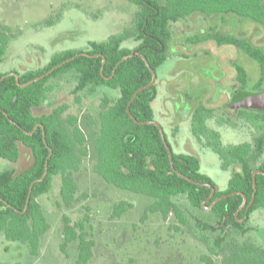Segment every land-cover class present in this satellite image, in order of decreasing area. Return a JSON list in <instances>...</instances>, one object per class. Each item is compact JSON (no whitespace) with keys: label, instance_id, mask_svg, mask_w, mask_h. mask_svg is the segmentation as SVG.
I'll return each instance as SVG.
<instances>
[{"label":"trees","instance_id":"obj_1","mask_svg":"<svg viewBox=\"0 0 264 264\" xmlns=\"http://www.w3.org/2000/svg\"><path fill=\"white\" fill-rule=\"evenodd\" d=\"M127 1L137 10L132 24L122 32L105 42L90 43L87 50L57 53L44 67L22 73L13 71L20 74L21 84L44 78L22 87L15 76L1 81L8 73H0V157L19 163L23 152L27 151L32 158L31 165L24 170L0 174V232L7 240L26 245L30 254L38 257L42 239L52 228L38 198L51 192L56 179H59L60 197L66 208L87 198V194L80 192L76 173L88 158L93 171L107 184L150 199L142 221L150 215H160L166 221L173 215L221 264H264V247L252 241L253 229L249 226V217L254 211L264 212V174L256 175L255 198L253 177L257 170L264 172V110L239 111V119L253 127L256 134L251 142L230 146H224L220 133L208 125L215 117L214 109L202 106L193 114L195 138L219 155L222 169L233 172L228 189L217 191L216 198L233 195L214 206L210 211L211 220L202 215L194 217L190 210L202 213L211 189L180 177L172 169L160 129L153 124H138L130 116L131 113L139 122L154 120L152 104L156 85L138 94L129 113L135 92L151 83L153 76L140 56L122 61L138 51L157 70L167 61L174 24L198 13L206 17L221 16L222 22L228 18L240 23L252 22L264 30V0ZM52 23L53 20H49L46 25ZM217 30L211 28L203 35L188 39L187 43L213 41L219 46H237L259 65L260 74L253 91L264 90V48ZM16 37L9 28L0 25V64ZM128 41L137 42L138 46L123 47ZM82 53L90 56L79 55ZM52 69L54 71L46 75ZM237 78L246 90L249 76L242 66L237 68ZM67 85L71 87L69 96L76 105L102 88L117 91L118 96L102 98L98 118L87 113L76 116L67 114L71 109L68 101L52 99ZM46 106L49 113L34 114L35 108ZM173 162L174 168L185 176L215 186L211 178L201 172L198 157L174 153ZM46 171V177L36 182ZM243 195L248 202L237 216L244 203ZM130 206L129 202L121 201L114 206L112 216H122ZM246 215L247 219L240 222ZM62 221V253L70 257L67 247L77 243L74 264H90L96 247L89 232L90 216L86 214L73 222L64 214ZM201 259L213 264L210 256L204 255Z\"/></svg>","mask_w":264,"mask_h":264},{"label":"rangeland","instance_id":"obj_2","mask_svg":"<svg viewBox=\"0 0 264 264\" xmlns=\"http://www.w3.org/2000/svg\"><path fill=\"white\" fill-rule=\"evenodd\" d=\"M136 10L137 7L127 0H0V25L17 35L8 46L0 73H22L44 67L57 53L87 50L92 42H105L132 24ZM220 18L198 13L174 24L167 61L156 70L157 93L152 107L154 120L163 128L173 153L198 157L201 172L210 177L220 191H226L233 172L222 169L219 155L195 138L187 112L188 103L201 101L215 110V117L208 125L220 133L224 146L251 142L256 130L238 115L230 114V86L236 84L237 75L232 63L238 61L246 69L250 79L246 92L250 93L254 92L259 68L255 61L234 47L219 46L213 41L197 45L187 42L216 27L224 35L232 34L264 47V30L252 22L240 23L229 18L222 22ZM49 20H53L52 25H46ZM137 46L134 41L123 45L129 49ZM70 89L69 85L65 86L52 99L68 101L71 109L67 114L76 116L87 113L98 118L102 98L118 96L117 91L102 88L81 105H76L69 96ZM47 113V106L34 109L35 115ZM31 163L27 151L23 152L19 163L0 157V174L24 170ZM76 180L80 192L88 197L72 208L62 203L59 179L55 180L49 194L38 198L52 225L42 239L40 255L33 257L26 245L7 240L0 232V264H74L77 243L67 247L70 257L60 249L64 214L73 222L86 214L90 216L89 232L96 242L90 264H206L201 259L204 255L210 256L213 264H221L173 215L166 221L160 215H150L142 221L150 199L107 184L93 171L88 158L76 173ZM121 201L131 206L122 216L113 217L114 206ZM203 210L202 213L194 209L190 212L194 217L202 215L211 220L212 208ZM249 226L253 229L252 241L264 247L262 210L250 215Z\"/></svg>","mask_w":264,"mask_h":264},{"label":"water","instance_id":"obj_3","mask_svg":"<svg viewBox=\"0 0 264 264\" xmlns=\"http://www.w3.org/2000/svg\"><path fill=\"white\" fill-rule=\"evenodd\" d=\"M79 55H87V56H90V55H88L87 53H82V54H79ZM135 56H140V57L143 58V60L145 61L147 67L149 68V70H150L151 73H152L153 79H152V82H151V83H149L148 85H146V86L140 88L139 90H137V92H135V94H134V96H133V98H132V100H131V102H130V104H129V107H128V112H129V113H130V105H131V103L135 100V98L138 96V94H139L142 90H144V89H148V88L154 87V86L156 85V82H157V74H156V70L153 69V68L151 67V65H150V63L148 62L147 58H146L145 56H143L142 54H140L138 51H134L133 53H131V54H129L128 56L124 57L122 61H124V60H126V59H128V58H131V57H135ZM104 63H105V61H104ZM62 65H63V64H62ZM60 66H61V65H60ZM53 71H54V69H52V70H51L48 74H46V75H49V74L52 73ZM9 76H15L16 79H17L18 84H19L20 86H22V87H26V86L30 85L31 83H33V82H35V81H38L39 79L45 77V76H42V77L37 78V79H35V80L31 81V82H28V83H26V84H21V83H20V74H19V73H15V72H11V73H8V74L4 75V76L2 77V79H1V81H3L4 79H6V78L9 77ZM1 81H0V83H1ZM230 107H231V108H250V109H254V110H264V91L253 92V93H250V92H242V93L238 94V95L234 98V100H233V102L231 103ZM130 116H131V117L135 120V122L138 123V124H141V125H145V124H153V125H156V126L160 129V132H161V135H162V138H163V142H164V144H165V146H166V148H167V150H168L172 169H173V170H174V171H175L180 177H182V178H184V179H186V180H188V181H190V182H192V183H195V184L200 185V186H207V187L211 188V189H212V194H211L210 197H211V198L214 197V194H215V187H214L212 184L199 183V182H197V181H195V180H193V179H191V178L185 176L184 174L180 173L179 171H177V170L174 168V162H173V155H174V153H173V150H172V148H171V145L169 144V142H168V140H167V137H166V135H165V133H164V130H163V128L161 127V125H160L159 123H157L155 120L147 121V122H139V121H137V120L133 117V115H131V113H130ZM39 126H42V125H39ZM30 134H32V133H30ZM44 137H45V132H44ZM257 174H264V172H263V171H260V170H257V171H255L254 174H253V177H254V189H255L254 198H255V195H256V192H257V184H256V175H257ZM46 175H47V171H46L44 177L41 178V179L36 180V182L42 181V180L46 177ZM33 185H34V184H33ZM237 194H241V193H240V192H237ZM231 195H233V194L225 195V196H223V197L217 199L211 207H213V206H214L219 200H221V199H223V198H226V197H228V196H231ZM243 196H244V203H243L242 206L239 208V210H238V212H237V214H236L237 216L239 215L240 211L246 206V204H247V202H248L247 197H246L245 195H243ZM29 201H30V197L28 198V203H29ZM253 201H254V199H253ZM253 201L251 202L250 206L252 205ZM250 206L248 207V210H249ZM27 207H28V204H27ZM211 207H207V206H206V202H205L204 205H203V208H204V209H210ZM247 217H248V216L246 215L245 218L242 219V220H240V221H241V222L245 221V220L247 219Z\"/></svg>","mask_w":264,"mask_h":264},{"label":"flooded vegetation","instance_id":"obj_4","mask_svg":"<svg viewBox=\"0 0 264 264\" xmlns=\"http://www.w3.org/2000/svg\"><path fill=\"white\" fill-rule=\"evenodd\" d=\"M234 36V35H233ZM237 38V37H236ZM206 43V42H205ZM171 45V44H170ZM226 46H231V47H234V48H236L238 51H240L239 49H238V47L237 46H235V45H226ZM255 46H258V47H262V46H259V45H255ZM264 48V47H263ZM242 52V51H241ZM243 53V52H242ZM245 56H247L245 53H243ZM247 57H249V56H247ZM251 60H253V61H255L254 59H252L251 57H249ZM256 62V61H255ZM257 63V62H256ZM209 65V64H208ZM208 65H206V66H208ZM232 65H233V67L235 68V71H236V73H237V68H238V66H242L238 61H235V62H233L232 63ZM257 65H258V63H257ZM243 68H244V66H242ZM258 68H259V65H258ZM245 69V68H244ZM223 71H225L224 70V67H223V69H222ZM259 72H260V68H259ZM218 73V72H217ZM249 78H248V85H249ZM256 84V83H255ZM230 89H231V92H230V103H232L233 102V100H234V98L238 95V94H240V93H242V92H246V90H243V88H242V86H241V84L239 83V81H238V78H237V75H236V84H232L231 86H230ZM262 91H264V90H262ZM257 92H260V91H257ZM189 100V99H188ZM188 106H189V109L187 110V112H188V114L190 115V117H191V120H192V117H193V114L198 110V109H200V107H202V106H204V107H207V108H209L208 106H206V105H204L201 101L199 102V101H190V103H188ZM212 109V108H211ZM243 109H245V110H249L250 108H232L231 110H232V113H230L231 115L232 114H236L235 116L237 117V115H238V118H239V111L240 110H243ZM230 110V109H229ZM250 110H253V109H250ZM229 114V115H230ZM235 117V118H236ZM238 120V119H237ZM215 187V194H214V197L213 198H209V199H207L206 200V203L207 204H210L209 206H207V207H211L213 204H214V202L217 200V199H219V198H221V197H223V196H221V197H219V198H216V192L217 191H220L217 187H216V185L214 186ZM209 188V187H208ZM211 189V188H210ZM211 194H212V189H211ZM211 196V195H210ZM223 199H225V198H223ZM223 199H221V200H223ZM221 200H219L218 202H220ZM217 202V203H218ZM216 203V204H217ZM215 204V205H216ZM214 205V206H215ZM214 206L213 207H211L212 209L214 208ZM241 222V221H240ZM226 230H228V227L226 228Z\"/></svg>","mask_w":264,"mask_h":264}]
</instances>
